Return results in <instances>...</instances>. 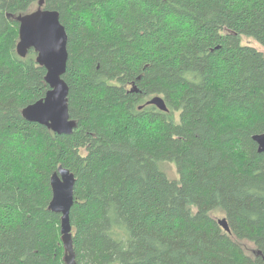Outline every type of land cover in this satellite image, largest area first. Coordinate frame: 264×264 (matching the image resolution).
<instances>
[{"label": "trees", "instance_id": "trees-1", "mask_svg": "<svg viewBox=\"0 0 264 264\" xmlns=\"http://www.w3.org/2000/svg\"><path fill=\"white\" fill-rule=\"evenodd\" d=\"M39 1L0 0V264H65L60 166L77 264H264V52L242 43L264 48V0H44L68 36L71 135L22 117L49 90L16 53Z\"/></svg>", "mask_w": 264, "mask_h": 264}, {"label": "water", "instance_id": "water-1", "mask_svg": "<svg viewBox=\"0 0 264 264\" xmlns=\"http://www.w3.org/2000/svg\"><path fill=\"white\" fill-rule=\"evenodd\" d=\"M40 0L36 10L16 18L19 23V40L16 53L25 58L30 50L36 54V62L46 71L45 83L48 85L44 98L28 105L22 110V117L31 123L39 124L56 135H71L77 126L69 115V88L63 79L67 70L68 36L60 22L59 13L43 8ZM136 92V89L132 90ZM162 112H168L165 100L155 96L147 102ZM258 152H264V134L253 136ZM76 178L68 169L59 167L50 178L52 197L49 211L60 215V234L64 247V263L77 264L73 248V234L70 211L74 205ZM227 233L229 227L225 218L217 220Z\"/></svg>", "mask_w": 264, "mask_h": 264}, {"label": "rangeland", "instance_id": "rangeland-1", "mask_svg": "<svg viewBox=\"0 0 264 264\" xmlns=\"http://www.w3.org/2000/svg\"><path fill=\"white\" fill-rule=\"evenodd\" d=\"M34 10H36V8H34L33 11H34ZM242 43H243L244 45H248V46L254 47V48H256L257 50H260V51L264 52V48L261 47L259 44H257V43H256L254 40H252V39L242 38ZM164 168H165V170H166L167 172H169L171 178H173V179H174V178H177V176H176V170H175V168H174L173 165H167V164H166V165L164 166ZM214 217H215L217 220L223 218V216H222L221 213H217ZM242 246H243V248L245 249V251H246L247 253H251V251L253 250V247H252L251 244H248V243L243 242V243H242Z\"/></svg>", "mask_w": 264, "mask_h": 264}]
</instances>
